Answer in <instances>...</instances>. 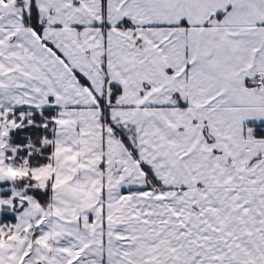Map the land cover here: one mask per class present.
Returning <instances> with one entry per match:
<instances>
[{
    "label": "snow or ice",
    "instance_id": "snow-or-ice-1",
    "mask_svg": "<svg viewBox=\"0 0 264 264\" xmlns=\"http://www.w3.org/2000/svg\"><path fill=\"white\" fill-rule=\"evenodd\" d=\"M0 264H264V0H0Z\"/></svg>",
    "mask_w": 264,
    "mask_h": 264
}]
</instances>
